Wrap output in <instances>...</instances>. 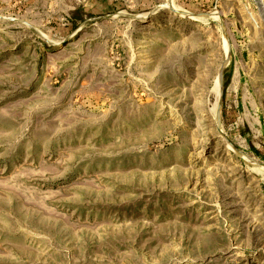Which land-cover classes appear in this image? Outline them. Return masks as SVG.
<instances>
[{"label": "rangeland", "instance_id": "1", "mask_svg": "<svg viewBox=\"0 0 264 264\" xmlns=\"http://www.w3.org/2000/svg\"><path fill=\"white\" fill-rule=\"evenodd\" d=\"M263 167L264 0H0V264H264Z\"/></svg>", "mask_w": 264, "mask_h": 264}, {"label": "bare ground", "instance_id": "2", "mask_svg": "<svg viewBox=\"0 0 264 264\" xmlns=\"http://www.w3.org/2000/svg\"><path fill=\"white\" fill-rule=\"evenodd\" d=\"M170 4H171V3H170ZM170 4H169V5H170ZM171 5H172V4H171ZM173 6H174V5H173ZM171 7H172V6H171ZM171 7H170V8H171ZM174 8H175V7H174ZM172 9H173V8H172ZM175 9H176V10H174V9H173V10H174V11H177V8H175ZM184 12H185V11H183V13H184ZM177 13H179V12H177ZM185 14H186V13H185ZM181 16H182V15H181ZM225 50H226V49H225ZM217 83H219V82H217ZM215 85H216V83H215ZM216 86H217V85H216ZM215 89H216V87H215ZM214 92H215V91H214ZM215 93H216V92H215ZM219 93H220V91H219ZM219 93L217 94L216 103H218V101H219ZM214 96H215V95H214ZM216 106H219V105L217 104ZM217 109H218V107H217ZM217 109H216V110H217ZM202 111H204V110H203V108L200 106L199 109H198V112H202ZM213 111H214V109H213ZM213 111H212V112H213ZM213 114H214V113H213ZM200 121H201V120H199V122H200ZM242 157L244 158V156H242ZM254 163H255V162H254ZM256 164H257V163H256ZM254 165H255V164H254ZM258 166H259V165H257V167H258ZM263 169H264V167H263Z\"/></svg>", "mask_w": 264, "mask_h": 264}]
</instances>
